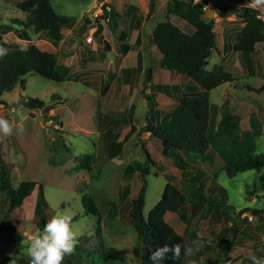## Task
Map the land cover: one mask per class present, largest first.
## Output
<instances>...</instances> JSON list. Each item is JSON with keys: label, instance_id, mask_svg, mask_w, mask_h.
I'll return each mask as SVG.
<instances>
[{"label": "rangeland", "instance_id": "obj_1", "mask_svg": "<svg viewBox=\"0 0 264 264\" xmlns=\"http://www.w3.org/2000/svg\"><path fill=\"white\" fill-rule=\"evenodd\" d=\"M31 2L34 5L35 0ZM50 3L56 13L73 19L66 29L62 28L65 41L61 45L62 41L53 44L45 37L33 34L31 43L41 51L56 53L58 64L68 70V79L54 82L31 73L24 77L23 85L18 83L14 91L0 95V99L4 101L0 104V169L8 171L12 188H17L25 181L41 183L45 198L55 214L47 227H38L33 219L36 187L11 212L7 211V194L0 190V221L7 214L18 235L13 240L14 243L7 245L5 251L0 253V264H17L18 259L24 258L44 264L55 255L57 248H63L68 254L77 245L83 250L92 251L113 248L124 256L123 261L119 260L117 264H139L140 247L134 229L127 222V213L129 202L137 196L142 179L134 176L131 180H125V166L129 163L144 164L145 152L150 154L153 161L145 176L144 215L160 199L169 180L166 175H173L176 183H182L183 178L173 161L161 155L160 143L150 137L149 133L142 131V127L146 125L148 106L144 107V99L139 94L138 97L135 96L133 84L130 94H120L119 107L124 106L125 111L128 109V101L136 104L134 121L124 124L117 119L120 111L114 117L105 115L107 111L111 113L114 109L103 103L109 87L108 72H104V76L99 72H79L82 68L78 59L73 56L74 43L84 39L89 22L94 23L92 12L103 4L102 0H50ZM165 3L166 0H156L153 13L145 18V33L150 39L149 31L152 27L165 20ZM111 4L113 18L124 17L121 11L128 4L148 11V0H111ZM206 12L208 11L204 13ZM25 15L27 13L11 5V0H0L2 22H10L15 27L14 19L24 21ZM104 16L103 14L96 19L98 31L94 34L93 44L104 36L112 40L132 34L127 23L121 22L120 28L114 30L117 24L106 21ZM260 17L263 18L264 14L260 13ZM205 18L210 20L211 14L207 13ZM169 19L173 23L179 20L175 16H170ZM125 20L128 21L127 18ZM214 23V26L222 25L219 18ZM217 26L214 29L216 36L220 30ZM132 37L130 35L127 39L131 40ZM3 38L17 47H26L27 42L20 40L12 27L4 33ZM149 38H146L147 41ZM147 41L146 52H153V43L149 41L148 44ZM118 42L119 40H115L114 43ZM60 47L62 49L59 52ZM150 58L154 61L152 56ZM129 62L131 61L128 60L125 66L130 65ZM253 68L258 74L239 79L237 85H230L231 92H227L230 95L225 94L228 85H220L209 91L212 105L224 100L225 95L253 101L252 106L258 111L259 121L255 126V136L251 134L250 138L247 135L244 140H237L231 135L217 137V125L211 122L207 137L217 157L212 164L190 162L188 168L197 176L196 183L203 187L207 200H211L220 209L219 213L211 214L205 203L194 216L190 214L189 205L183 209V213L187 215L184 219L170 212L165 215V220L184 239L181 264L212 262L221 257L222 251H226L230 257L229 264H245L253 254V245L258 244L256 242L264 244V214L263 221L249 217V225L258 236L256 240L243 239L242 243L237 240V244L226 245L223 241L214 239V235L210 233L212 231L216 235L230 224L223 220L220 213L222 210H227L229 216L236 217L244 208L264 209V167L246 171L233 178H228L223 172L225 165H230L241 156L264 153V90L251 93L243 87L244 84L264 85V58L260 56L257 67L255 65ZM84 74L87 77H81ZM101 77L104 79L102 91L99 85ZM29 99L42 101L47 111L41 107H27L25 102H29ZM231 123L233 120L229 121L228 127ZM113 138L122 140V150L117 156L108 159V142ZM87 157L89 167L79 168ZM126 183L129 188L119 191ZM82 196L93 200L97 216L83 213ZM245 215L246 213H242L240 217ZM259 264H264L263 259Z\"/></svg>", "mask_w": 264, "mask_h": 264}, {"label": "trees", "instance_id": "obj_2", "mask_svg": "<svg viewBox=\"0 0 264 264\" xmlns=\"http://www.w3.org/2000/svg\"><path fill=\"white\" fill-rule=\"evenodd\" d=\"M194 0H167L165 7V20L158 22L152 31L151 42L161 55V65L164 69L187 77L194 81L201 90L193 92L174 94L175 107L165 113L159 120L146 119V125L142 131L149 133V136L156 139L161 145V155L171 159L176 169L179 170L182 183H176L175 177L166 175L169 180L166 182L160 199L144 215L146 179L149 165L153 161L148 152H145L144 164H127L123 171L125 180H131L134 176L142 179L141 187L134 199L129 202L127 222L136 233V239L140 247L139 264H181L184 239L166 220L165 215L172 213L180 219L186 218L183 213L185 206H190V214L196 215L203 205L207 203L211 214L219 213L220 207L212 203L203 194V187L197 184V176H194L188 165L190 162L212 164L217 154L211 147L207 137V128L210 116L209 91L223 83H231L236 78L228 71L222 69L206 70L207 60L210 51L216 45V34L213 20H206L204 12ZM206 2V0H204ZM250 0H245L243 7L234 5H220L221 16L229 11H234L243 22V26L235 37L233 50L240 53L244 58L245 66L251 70L252 62L250 55L254 53L257 43H264V19L260 17V11L252 6H247ZM11 5L22 12L27 13L25 20L14 19L15 27L9 22L6 24L0 20V95L15 90L18 83L23 85L24 77L27 74H36L42 78L61 82L67 77V68L58 64L55 54L47 53L38 49L31 43L32 35H40L46 40L57 44L63 38L62 28H67L73 19L67 15L56 13L50 0H11ZM104 7V6H103ZM105 9V7H104ZM155 9V0H148V11L146 17L150 16ZM129 15L137 11V7L129 4L126 7ZM169 16H176L183 19L192 28V32H185L169 20ZM143 18L141 17L140 20ZM20 40L27 42L26 47L20 48L16 44L8 42L3 38L4 33L10 28ZM98 28L94 31V34ZM124 41V39L119 38ZM125 42V41H124ZM249 90L261 92L264 85L260 87L244 86ZM161 92L168 96L173 95L167 86H152L151 68L147 67L144 72L143 87L141 94L146 99L148 107L152 108L153 93L146 92V89ZM104 84L102 83V90ZM4 101L0 99V104ZM27 107H41L47 111L42 101L29 99L25 102ZM133 106H130L126 122L132 118ZM234 119L228 112L223 115L215 131L217 137H222L232 127L229 121ZM128 121V122H127ZM122 150V140L113 138L108 142L106 157L111 159L117 156ZM89 157L85 158L79 168L89 167ZM192 164V163H191ZM264 167V153L246 154L233 161L223 168L228 178L236 177L246 171ZM78 168V169H79ZM36 187V198L33 208V219L38 227H47L50 218L55 211L49 206L41 183L25 181L17 188L11 187L8 171L0 169V190L7 194L9 203L7 211L11 212L18 208L23 200L30 195ZM129 188V184L122 185L119 191L123 192ZM81 205L83 213L98 215V211L90 197L82 196ZM223 220L230 223L222 228L214 239L223 241L226 245L242 243L243 239L256 240L258 236L249 225V217L263 221L264 209L244 208L236 217L229 216L227 210H222ZM242 213L245 216L240 217ZM229 235L230 237H228ZM18 237L10 218L5 214L0 221V253L5 251L7 245H12ZM213 241V240H212ZM211 241V242H212ZM253 245V254L245 264H259L264 261V244L256 242ZM209 247V246H207ZM4 249V250H3ZM60 256V257H59ZM124 256L113 248H106V251L83 250L79 245L68 254L63 248H57L55 255L44 264H117L123 261ZM30 258L18 259L17 264H30ZM100 262V263H99ZM230 257L226 251L221 252L220 258L203 264H229Z\"/></svg>", "mask_w": 264, "mask_h": 264}, {"label": "crops", "instance_id": "obj_3", "mask_svg": "<svg viewBox=\"0 0 264 264\" xmlns=\"http://www.w3.org/2000/svg\"><path fill=\"white\" fill-rule=\"evenodd\" d=\"M244 2L245 0H206V3L208 5V9L206 11L208 12L203 14L204 19H206V14L210 13L211 19L214 22L217 21V18L222 21V25L214 26V29L217 26V28H219L220 30L218 31L219 35L216 36V45L210 51L207 60L206 70L212 71L222 69L224 71L230 72L232 76L236 78V81L234 82L221 84L223 86L228 85V88L225 92V94L227 95H230V93L227 92H231L230 85H237L239 79L255 77L258 72L254 71L253 67L255 65L257 67V60H259L260 56L261 58H264V43H257L255 45L254 53L249 56L252 65L251 70L248 71L245 66L244 58L241 56L240 53L233 50L235 37L240 28L243 26V23L241 22L240 18L237 17L234 11H229L224 16L218 14L220 12V5L227 4L234 5L237 7H243L246 5V3ZM102 3L104 7H109L108 11L103 8L105 20H110L113 25L117 24L114 30H118L120 28L121 22L125 24L127 23L129 29L131 30L129 32H132V34H130L129 32L128 34L133 36L132 39H127L130 35L128 37L121 38L124 39V42L117 38L110 40L104 36V38L98 39L99 42L93 44V35V41L91 43H87L85 42V36L88 30L87 28L84 39L78 40L74 43L75 48L73 56L77 58L81 64L82 69L79 72H99L100 75L102 74L103 76L105 75L104 72H108L107 77L109 80V87L105 92L106 96L103 98V103H105L107 107L111 106V108L114 109H112L111 113H108L107 111L105 113L106 116H117L118 113L116 112L120 111V114L118 115L117 119L119 122L124 123L126 122V117L128 119L127 113L129 111L130 106H133L134 109L132 118L131 120H129V122H127L130 123L134 121L136 110V104L134 102L128 101L129 105L126 111L124 110V106L121 105L119 107L120 97L123 94H130L133 88H135V96L138 97L139 94V96L144 99V107L147 108V101L141 94V89L143 87L144 72L147 67L151 68L152 86H167L171 89V93L173 95L168 96L161 92H153L154 90H150V88L146 89L147 93H153L154 102L152 108H147V113L145 115L146 119L150 118L151 120L156 121L159 120L165 113L170 112L176 105L174 100V94L178 95L183 93H189L195 91L196 89L201 90L200 87L191 79L164 69L161 65V55L155 46H153L155 47L153 52H146V41L149 38V36L145 33V27L147 22L145 18L147 12L140 10V8L137 7V11L133 12L132 15L128 16V13L126 11V7L129 5L128 4L127 6H124L121 11V14H123L124 17L119 16L118 18H113L112 15L114 13V10L111 6V0H102ZM247 6L257 8L260 13L264 14V0H260V2L258 3H254L252 0H250ZM141 17L143 18L142 20H140ZM125 18H127L128 21L125 20ZM90 24H92L91 21L89 22V25ZM174 24L185 32L193 31L191 26H189L183 19L179 18V20L176 23L174 22ZM154 26L149 31V33L151 32V35ZM114 37H116V35H114ZM115 40H119V42L114 43ZM61 41L62 42H60V45L61 43H63V41H65V37L62 38ZM149 41L151 42L150 38L147 41L148 44ZM259 45H261V48H259ZM61 49V47L58 48V51L60 52ZM151 56L154 58V61L151 60ZM128 60L131 61L129 62L130 65L125 66ZM145 60L147 61L145 62ZM136 70L137 72H135ZM81 77L85 78L87 77V75L84 74L81 75ZM102 77L100 79L99 84L101 91L103 83L102 81L104 80L102 79ZM132 84L133 88H131ZM219 86H217L216 88H218ZM244 86L260 87L259 85L251 84H244L243 87ZM244 89L247 92H255L247 89L246 87H244ZM107 102L109 104H107ZM209 103L210 116L207 132L212 121L218 127V124L220 123L223 115L225 114V112H228L229 114H231V116H233L234 125L233 128L228 131V133L225 132L222 135V138L226 137L227 135H231L237 140H244L247 135L249 137L251 136V134L255 136V134L257 133L255 131V126L257 125L259 119L257 118L258 111L255 109V107L252 106L253 101H250L248 99L246 100L243 97L231 98L230 96L225 95L224 100L220 101V103L218 104L213 105L211 104L209 97ZM256 104L258 106L257 102ZM212 108H214L213 111ZM110 122L112 123L114 121Z\"/></svg>", "mask_w": 264, "mask_h": 264}, {"label": "built area", "instance_id": "obj_4", "mask_svg": "<svg viewBox=\"0 0 264 264\" xmlns=\"http://www.w3.org/2000/svg\"><path fill=\"white\" fill-rule=\"evenodd\" d=\"M193 2L198 4V6L203 12H205L208 9V5L204 0H194ZM102 7H103V4H100V6L92 12L94 23L89 25V28L86 32L85 42L87 43H91L93 41L94 31L97 28L96 19L98 18V16L102 17L104 14ZM105 9L108 11L109 7H105ZM30 264H37V263L32 260Z\"/></svg>", "mask_w": 264, "mask_h": 264}, {"label": "clouds", "instance_id": "obj_5", "mask_svg": "<svg viewBox=\"0 0 264 264\" xmlns=\"http://www.w3.org/2000/svg\"><path fill=\"white\" fill-rule=\"evenodd\" d=\"M97 29V28H96Z\"/></svg>", "mask_w": 264, "mask_h": 264}]
</instances>
